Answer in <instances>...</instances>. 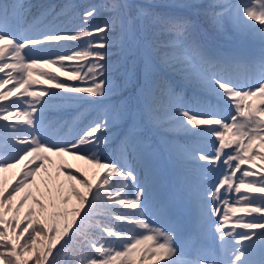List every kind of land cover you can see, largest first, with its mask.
Returning <instances> with one entry per match:
<instances>
[{
	"label": "snow or ice",
	"instance_id": "6c2138e0",
	"mask_svg": "<svg viewBox=\"0 0 264 264\" xmlns=\"http://www.w3.org/2000/svg\"><path fill=\"white\" fill-rule=\"evenodd\" d=\"M105 7L119 16L124 6L112 3ZM210 9L215 26L223 28L225 23H231L259 42L257 52L242 60L213 61L195 50L201 62L195 77L217 104L234 109L230 122L223 117L214 118L209 111L185 108L167 89H162L160 96H151L145 102V110L152 114L163 107L180 127L189 130L191 126L194 136L215 137L219 143L215 155L201 154L200 161L216 164L222 156L227 157L223 162L228 170L214 190L202 198L198 221L209 227L211 216L219 221L215 234L222 258L208 259L213 255L211 250L197 249L191 259H176L178 249L172 234L147 218V188L138 183L134 169L126 160L117 162L101 155L100 146L107 143V137L101 135L107 130V119L90 124L70 140L42 131L43 111L53 97L65 102L96 103L93 98H103L111 91L105 74L107 65L102 63L106 52L97 49L107 48V37L100 34L111 31L113 26L105 23L89 27L96 15V7H92L82 13L79 26L72 30L61 28L53 19L39 21L21 32L20 8L0 3V73L10 70L8 79L0 77V87L10 81L18 85L0 92V173L21 168L20 179L13 184L0 178V264H29L30 260L32 264H57L59 256L65 257L63 264H264V175L246 180L257 173L241 169V165L253 161L254 155L264 161V152L254 151L264 149V0H215ZM153 23L160 32L174 37L169 41L171 59L190 64L185 45L189 23L173 16L156 17ZM14 24L18 35L10 31ZM120 27L126 30L123 20ZM94 35L99 39H91ZM76 41L80 43H63ZM65 61L75 63L65 65ZM45 67L52 71L39 72L42 78L46 77L42 83L63 92L30 90V85L41 83L32 79L33 72ZM59 77L79 83H65ZM25 96L31 99H24ZM233 145L232 152H224ZM137 147L130 137L125 141L124 152L131 150L135 154ZM66 158L77 163H69ZM46 165L55 172L51 177L53 188L46 195L32 196L21 216V209L31 196L21 195L22 186L31 183L41 169L47 171ZM222 189L226 191L222 193ZM242 189L245 194H241ZM233 190L237 194L234 199L230 195ZM221 203L229 206L223 216L218 207ZM229 211L244 214L236 217L231 229L225 227ZM9 212L12 217L6 220ZM245 216L251 219L246 220ZM101 218H114L121 227H111ZM236 228L247 231L238 232ZM253 237L256 241L245 243L253 241ZM192 242L196 243L195 237ZM257 242L259 260L254 258Z\"/></svg>",
	"mask_w": 264,
	"mask_h": 264
},
{
	"label": "trees",
	"instance_id": "16d2710c",
	"mask_svg": "<svg viewBox=\"0 0 264 264\" xmlns=\"http://www.w3.org/2000/svg\"><path fill=\"white\" fill-rule=\"evenodd\" d=\"M214 2L215 0H196V2L194 0H0V3L16 4L20 8L23 13L19 21L21 32L39 21L48 22L53 19L61 28L72 30L79 26L82 13L92 7H96V15L91 20L89 27L103 26L105 23L113 26L111 31L100 34L106 35L107 48L97 49L106 52V60L102 63L107 65L105 74L111 91L107 92L103 98H93L96 99V103L86 101L65 102L53 97L43 111L42 131L48 136L70 140L77 132L87 128L90 124L107 119V130L101 133L107 137V143L100 146L101 155L117 162L126 160L134 169L138 183L147 188L144 203L148 210V220L166 231L173 229V226L170 225L166 209L161 204L159 187L156 185V173L151 168L152 164L150 163L154 158L159 159L157 173L161 174L163 180L158 178L164 185L166 172L160 146L164 148L171 146L173 151L166 148L169 151L174 172H177V180H175L174 186L178 190L180 187H188L191 193L195 187L192 181L202 172L198 168H201V163L204 161H200L199 158L192 159L190 151L204 153L208 144L205 143L204 139L193 135L194 129H191V126H188L189 130L180 127L175 120L170 118L163 107L157 108L152 114H149L145 110V102L153 95L160 96L162 89H167L185 108L191 111H209L213 113L214 118L223 117L225 120L227 119L220 104L201 93L205 89L195 77V72L201 70L200 59L195 53L196 49L205 58L213 61L224 58L240 59L241 57L229 51L234 46L231 43V39L234 37V26L225 23L223 28H218L210 19V5ZM231 2L237 3L242 2V0H231ZM112 3L124 6L121 8L119 16L105 7V5ZM173 3L188 4L191 12L172 10L168 5ZM42 13H50L51 15L45 17ZM163 16L180 17L189 23L190 29L185 37V45L187 46V56L191 61L190 64L171 59L173 49L169 45V41L174 37L168 33L160 32L158 26L153 23L156 17ZM121 20L124 21L125 31L121 30ZM10 31L14 35L19 34L17 28L13 29L12 27ZM91 39H99V36L94 35ZM63 43L77 45L80 42ZM64 63L69 65L75 62L65 61ZM8 71L10 70L5 69L3 73H0V77L8 79L6 75ZM40 71L52 70L45 67L34 71L32 79L41 81V83L30 85V90L64 91L62 89H50L49 85L43 84L42 79H46V77L42 78L39 74ZM235 74L237 75V72H233V75ZM59 79L64 80L65 83H79L78 81H68L65 77H59ZM17 87L18 85L14 81H10L0 87V92H6ZM24 99L31 98L25 96ZM44 99L48 98L45 97ZM209 104L212 105L211 108L208 107ZM121 113L122 115H119ZM147 124L152 126V130L148 129ZM130 137L138 146L135 154L131 150L127 154L124 152L125 141ZM254 151L264 152V149H255ZM66 159L69 160V163H77L71 161L70 158ZM251 163L241 165V169L251 170L257 173V176L246 178V180L258 179L259 176L264 175L262 168L252 167ZM235 164L236 161L232 162L233 167ZM45 167L47 171L41 169L31 178V183L22 186L21 195L31 193V196L21 209V216L31 204L32 196L46 195L48 189L53 188L54 181L51 177L55 175L54 169L48 165ZM227 170L225 165L222 171L226 172ZM197 171L199 173L195 175ZM20 172V167L13 168L0 173V178H3L6 184H13L15 180L20 179ZM239 175L240 172H237V176ZM10 178H13L11 183ZM60 179H64L63 175L60 176ZM236 182L238 183V180ZM187 183H190V186H187ZM245 193L246 190L242 189L241 194ZM230 195L234 199L237 194L233 190ZM251 195L260 194L252 193ZM226 198L228 197L226 196ZM17 200H14L13 204ZM195 200L194 197L193 201L195 202ZM232 206L241 207L242 205L233 204ZM7 214L8 219H10L12 213ZM239 215L244 214L228 212L230 224L226 227L227 229H231ZM101 219L111 227H121L114 218ZM245 219H251V217L245 216ZM236 231L247 230L236 228ZM177 234L178 232L175 231L172 234L173 238H177ZM254 241H256V237H253V241L245 243H253ZM53 251L55 252L56 249ZM214 258L217 259L216 256ZM254 258L259 260V253ZM64 259L63 256L57 257V264H63ZM29 264H32L31 260Z\"/></svg>",
	"mask_w": 264,
	"mask_h": 264
},
{
	"label": "rangeland",
	"instance_id": "374dc122",
	"mask_svg": "<svg viewBox=\"0 0 264 264\" xmlns=\"http://www.w3.org/2000/svg\"><path fill=\"white\" fill-rule=\"evenodd\" d=\"M194 2H196V0H194ZM178 4V3H177ZM181 5H185L186 4H181ZM255 23V22H252ZM231 24V23H230ZM231 26L233 27V25L231 24ZM233 33H234V42L236 46H238L239 48H242L241 51H238L237 53L240 56H244L245 58L254 55L258 48H259V42L255 39L252 38L251 35H245L241 32H238L236 28L233 27ZM233 51H236L235 49ZM15 74V73H13ZM65 95H72L70 93H65ZM223 105V104H222ZM230 107V106H229ZM230 110H232L231 114H234V109H232L230 107ZM230 116V115H229ZM228 122H230V118L228 120ZM195 131V130H193ZM204 141H206L205 143L208 144V150H206L204 153H198L195 151H190L191 155L190 157L192 159L198 158L199 155L201 154H205L207 153L210 156H214L215 154V149L216 147H219V143L216 140L215 137H206L204 138ZM169 150H172L171 146H166ZM165 147V148H166ZM235 147V145H233V147L231 148H226L224 149V152H232L233 148ZM166 148V149H167ZM173 151V150H172ZM214 151L213 154H211V152ZM169 153V152H168ZM226 156H222L219 160L218 163L222 164L224 159H226ZM55 159V158H54ZM159 160V159H158ZM157 159L154 158V160L151 161L150 164H152V169L155 170V177H156V185L157 187H159V192L161 193L160 196L163 197H167L169 196L171 198V200L169 201V204L165 207L166 209V215L168 217V220H170V225L173 226V229L171 230H167L169 231L171 234H173L175 231H180V232H185L184 227L189 226L190 228H198L201 232V234L203 236H205L204 238L206 241L207 245L210 246H215L217 247V245H219V240L216 237L215 234V227L216 224L219 223V221L216 219L215 216H211V226L209 227V225L207 223H204L203 225H200L198 223L199 221V217H200V204L202 203V198L205 197V194L209 191V190H214V186L216 185L215 183L218 182V180L220 178H222L221 173L219 174V172L216 171V166L215 164H211L209 162H202L201 163V168L199 173L198 171L195 173L198 174V176H196L194 178L193 184L195 185L194 189H193V194L194 197L196 198L195 202L193 201L192 198H187L184 202L182 201V198H184L185 195L181 194L178 189H176V186H174V189H172V191L170 192V195H168V186L166 187H162L163 183L160 182L163 180L161 174L157 173L158 169V161ZM217 163V162H216ZM224 164V163H223ZM252 167H260L264 170V161H261L258 157H255L253 159V163H251ZM203 167V168H202ZM176 169V168H175ZM166 172V171H165ZM166 183H168V181L170 180L171 183L173 184L175 180H177V172H174V176H172L171 178L169 177V173L166 172ZM173 174V173H172ZM160 177V179L158 178ZM217 179H214V178ZM10 183L13 181V178H10ZM170 186V183L168 184ZM187 186H190V183H187ZM192 187V185H191ZM162 191V192H161ZM222 191V190H221ZM225 198V197H224ZM212 204L209 203L208 204V208L211 209ZM218 207H220V215L223 216L224 211L229 207L227 205H223L222 203L218 205ZM194 214L197 216L199 215L198 218H196V216L194 217ZM8 214H6L5 219L7 220ZM257 232L259 230H256ZM191 241L193 240V237H188ZM196 238V243H200L202 242L201 239L198 238V236L195 237ZM182 240V239H181ZM196 243H193L194 245H196ZM197 246V245H196ZM200 249H204L207 250V247L204 245H201ZM197 251V250H196ZM196 251L193 252L194 255H196ZM257 253H259V243H257ZM181 254V253H180ZM185 254H187L185 252ZM179 255V252H178ZM184 256V255H182ZM215 256L217 259H221L222 256L220 254V251L218 250V248L215 249ZM187 258L191 259V256ZM208 259H212L213 256H208ZM179 260H182V258H180ZM160 264H164L163 261L160 262Z\"/></svg>",
	"mask_w": 264,
	"mask_h": 264
}]
</instances>
